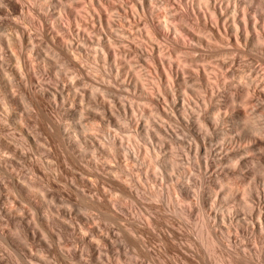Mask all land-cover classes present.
<instances>
[{
    "label": "rangeland",
    "instance_id": "1",
    "mask_svg": "<svg viewBox=\"0 0 264 264\" xmlns=\"http://www.w3.org/2000/svg\"><path fill=\"white\" fill-rule=\"evenodd\" d=\"M0 264H264V0H0Z\"/></svg>",
    "mask_w": 264,
    "mask_h": 264
},
{
    "label": "bare ground",
    "instance_id": "2",
    "mask_svg": "<svg viewBox=\"0 0 264 264\" xmlns=\"http://www.w3.org/2000/svg\"><path fill=\"white\" fill-rule=\"evenodd\" d=\"M192 1H193V0H192ZM196 1H197V3L200 4V6H202V4H205V6H206V3H207L208 0H196ZM229 1H230V0H229ZM235 1H236V0H235ZM207 8H208V7H207ZM234 13H235V12H234ZM243 16H244V15H243ZM212 17H213V16H212ZM245 18H246V17H245ZM245 20H246V19H245ZM245 20H244V22H245ZM246 22H247V21H246ZM180 23H181V22H180ZM246 26H248L247 23H246ZM119 29H120V28H119ZM175 30H176V28H175ZM177 30H178V29H177ZM245 30H246V29H245ZM247 30H248V29H247ZM120 32H121V31H119V33H120ZM178 32H179V31H178ZM117 33H118V32H117ZM117 33H115V34H117ZM113 36H114V35H113ZM110 40H111V39H110ZM211 55H212V54H211ZM212 57H213V55H212ZM212 57H211V58H212ZM214 57H216V56H214ZM214 57H213V58H214ZM218 57H219V56H218ZM213 58H212V59H213ZM216 58H217V57H216ZM214 61H215V60H214ZM205 67H206V66H205ZM217 79H218V78H217ZM213 111H214V110H213ZM214 114H215V113H214ZM215 115H217V114H215Z\"/></svg>",
    "mask_w": 264,
    "mask_h": 264
}]
</instances>
